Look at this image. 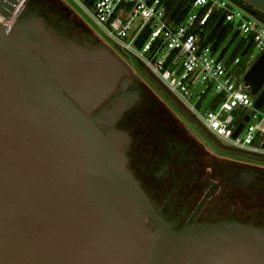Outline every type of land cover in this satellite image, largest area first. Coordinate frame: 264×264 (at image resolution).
<instances>
[{"label":"water","instance_id":"95a60500","mask_svg":"<svg viewBox=\"0 0 264 264\" xmlns=\"http://www.w3.org/2000/svg\"><path fill=\"white\" fill-rule=\"evenodd\" d=\"M16 1L0 0V13ZM232 1L264 22V0ZM6 26L0 22V264H264V227L229 218L173 228L154 207L129 167V135L114 125L139 89L127 87L131 70L109 46L58 36L30 0ZM242 79L260 108L264 48ZM238 169L231 177L243 183L262 173Z\"/></svg>","mask_w":264,"mask_h":264},{"label":"built area","instance_id":"2783aa9c","mask_svg":"<svg viewBox=\"0 0 264 264\" xmlns=\"http://www.w3.org/2000/svg\"><path fill=\"white\" fill-rule=\"evenodd\" d=\"M27 1L17 0L8 15L0 13L6 30ZM75 1L117 49L135 55L212 136L231 148L264 155V103L256 108L255 95L242 77L236 76L240 58L228 63L220 49L202 45L196 31L213 11H220L243 39H251L255 48L262 50L264 25L247 9L248 13L232 0H191L187 14L173 24L166 18L163 0ZM146 28L148 36L141 41ZM241 121L242 127L233 136Z\"/></svg>","mask_w":264,"mask_h":264},{"label":"flooded vegetation","instance_id":"af4514ba","mask_svg":"<svg viewBox=\"0 0 264 264\" xmlns=\"http://www.w3.org/2000/svg\"><path fill=\"white\" fill-rule=\"evenodd\" d=\"M30 5L32 9L39 10L58 36L87 48L97 47L102 42L63 2L30 0ZM130 70L127 87L137 85L138 98L123 111L114 125L128 133L129 140L124 148L129 167L160 215L173 228H179L189 220L203 223L229 218L264 227V222L257 221L260 217L238 212L233 203L229 207L223 204L229 197L237 195L238 190H254L264 184V167L232 159L243 152L235 148H230L232 150L225 151L223 155L213 153ZM238 166L259 169L262 173L252 174L244 183L239 182L231 177L239 175ZM213 182H219L215 192L196 211Z\"/></svg>","mask_w":264,"mask_h":264},{"label":"rangeland","instance_id":"374dc122","mask_svg":"<svg viewBox=\"0 0 264 264\" xmlns=\"http://www.w3.org/2000/svg\"><path fill=\"white\" fill-rule=\"evenodd\" d=\"M61 2L66 4L70 9L77 13L89 26V28L93 31L97 38L117 53L121 57V59L128 64L133 72L137 74L142 79V81L155 92V94L170 108L173 114L182 122H184L195 134V136L199 140H201L209 150L217 155H223L225 151L232 150L224 146L227 145L225 142H218V140H216L212 135L208 134L201 126V124L192 116V114L180 102H178L162 84H160L155 79V77L148 71L144 64L135 55L130 53L125 54L117 49L114 43L105 35L101 28L88 16V14L75 0H61ZM243 10L248 13L245 8ZM250 15L255 20H258L260 24L264 25V22L257 19L255 15ZM260 51L261 50L254 47L253 55L256 56V54H258ZM246 66L247 67L245 68V70L249 67V63L246 64ZM239 68L240 66L236 69L235 72L237 74L236 76L240 78L243 76L245 70ZM232 159H238L245 163L264 167V157H260L258 155L247 153L244 151L239 152L237 155H234ZM252 194L254 196H252ZM231 203L235 205L238 212L244 211V213L253 214L257 217H260V219L257 220L258 222H264V184L260 185L259 188L257 187L254 190H238L237 195H235L234 197H229L224 201L223 204L229 207Z\"/></svg>","mask_w":264,"mask_h":264},{"label":"trees","instance_id":"16d2710c","mask_svg":"<svg viewBox=\"0 0 264 264\" xmlns=\"http://www.w3.org/2000/svg\"><path fill=\"white\" fill-rule=\"evenodd\" d=\"M59 3L61 0H48ZM166 6V18L173 24L179 23L191 8V0H163ZM260 20V19H259ZM199 32L201 44L210 45L213 50L220 49V55L225 56L227 62H232L235 57L240 58L239 69L245 70L246 64L256 58H251L254 42L251 39H243L236 30L234 24L225 20L220 11H213L208 20L196 27ZM148 28L140 35V40L147 38Z\"/></svg>","mask_w":264,"mask_h":264}]
</instances>
